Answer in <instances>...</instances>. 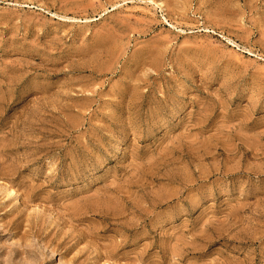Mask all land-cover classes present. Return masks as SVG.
Listing matches in <instances>:
<instances>
[{"label": "rangeland", "instance_id": "374dc122", "mask_svg": "<svg viewBox=\"0 0 264 264\" xmlns=\"http://www.w3.org/2000/svg\"><path fill=\"white\" fill-rule=\"evenodd\" d=\"M0 264H264V0H0Z\"/></svg>", "mask_w": 264, "mask_h": 264}]
</instances>
